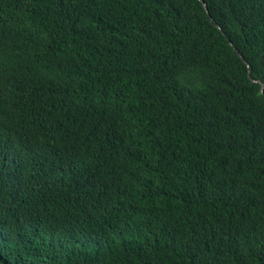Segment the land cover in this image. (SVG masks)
<instances>
[{
	"label": "trees",
	"instance_id": "obj_1",
	"mask_svg": "<svg viewBox=\"0 0 264 264\" xmlns=\"http://www.w3.org/2000/svg\"><path fill=\"white\" fill-rule=\"evenodd\" d=\"M0 264H264V0H0Z\"/></svg>",
	"mask_w": 264,
	"mask_h": 264
},
{
	"label": "water",
	"instance_id": "obj_2",
	"mask_svg": "<svg viewBox=\"0 0 264 264\" xmlns=\"http://www.w3.org/2000/svg\"><path fill=\"white\" fill-rule=\"evenodd\" d=\"M239 55L242 57V55L240 53H239ZM242 59L244 60L245 63H247L246 60L243 57H242Z\"/></svg>",
	"mask_w": 264,
	"mask_h": 264
}]
</instances>
